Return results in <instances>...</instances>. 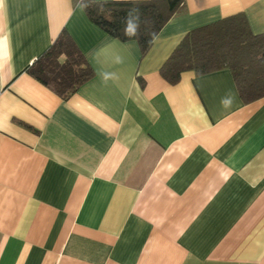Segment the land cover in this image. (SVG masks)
Returning <instances> with one entry per match:
<instances>
[{
    "label": "crops",
    "instance_id": "1",
    "mask_svg": "<svg viewBox=\"0 0 264 264\" xmlns=\"http://www.w3.org/2000/svg\"><path fill=\"white\" fill-rule=\"evenodd\" d=\"M235 15L264 33V0H184L142 54L76 0H0V264H264V97L228 69L160 74ZM61 31L91 71L66 99L24 71Z\"/></svg>",
    "mask_w": 264,
    "mask_h": 264
},
{
    "label": "trees",
    "instance_id": "2",
    "mask_svg": "<svg viewBox=\"0 0 264 264\" xmlns=\"http://www.w3.org/2000/svg\"><path fill=\"white\" fill-rule=\"evenodd\" d=\"M87 18L121 42L136 41L144 54L157 33L174 15L183 10L184 0L109 1L102 12L95 0H82ZM131 8H138L140 36L129 40L123 35V18ZM156 37V36H155ZM151 41V42H150ZM228 69L241 100L249 103L264 97V33L250 32L244 16L235 15L187 32L160 69L170 84L184 71L197 75ZM30 76L66 99L90 78L91 71L70 36L61 31L48 51L24 69Z\"/></svg>",
    "mask_w": 264,
    "mask_h": 264
},
{
    "label": "clouds",
    "instance_id": "3",
    "mask_svg": "<svg viewBox=\"0 0 264 264\" xmlns=\"http://www.w3.org/2000/svg\"><path fill=\"white\" fill-rule=\"evenodd\" d=\"M99 4L98 12H102L105 6L109 3V0H96ZM76 6L81 10H84L87 6L79 3V0H76ZM141 23L146 25L150 24V21H141V13L138 8H131L128 10L127 14L123 18V35L127 37L129 40L133 38H137L140 36V28ZM150 36L152 39H155V32H151ZM151 42V41H150ZM107 47H110L107 46ZM106 49H102L101 51H105ZM125 62V58L119 54H115L112 59V63L114 65L123 64ZM97 75L100 77L102 84L107 85L109 81L115 82L119 79V75L115 71L108 70H100L97 72ZM235 100V96L229 92L226 97L221 99V104L224 108H229L233 104Z\"/></svg>",
    "mask_w": 264,
    "mask_h": 264
}]
</instances>
